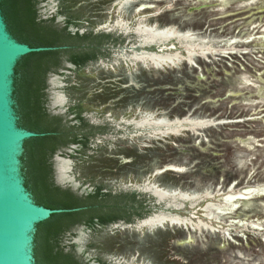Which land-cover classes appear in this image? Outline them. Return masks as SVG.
<instances>
[{
    "label": "rangeland",
    "instance_id": "1",
    "mask_svg": "<svg viewBox=\"0 0 264 264\" xmlns=\"http://www.w3.org/2000/svg\"><path fill=\"white\" fill-rule=\"evenodd\" d=\"M38 9L58 28L110 37L94 62L48 75L49 113L77 125L79 114L94 133L87 149L54 156L56 185L135 193L153 207L150 189L177 208L167 224L189 231L78 227L65 251L75 244L88 264H264V0H43ZM131 33L160 38L146 48L159 51L135 58Z\"/></svg>",
    "mask_w": 264,
    "mask_h": 264
},
{
    "label": "trees",
    "instance_id": "2",
    "mask_svg": "<svg viewBox=\"0 0 264 264\" xmlns=\"http://www.w3.org/2000/svg\"><path fill=\"white\" fill-rule=\"evenodd\" d=\"M41 1L0 0L1 14L14 39L30 48L51 49L21 57L13 74L12 98L17 125L38 135L23 143L20 162L24 186L36 205L65 211L36 225L33 257L36 264H88L76 257L75 244L65 251L67 235L75 237L74 230L78 227L94 231L118 221L131 223L148 212V204L145 197L135 193L112 195L97 188L92 194L79 195L56 185L55 154L71 146L87 149L94 133L79 114L75 118L77 125L49 113L48 75L65 70V64L81 69L94 62L102 44L110 37L72 34L68 31L69 24L58 28L54 24L55 17L42 20L38 9Z\"/></svg>",
    "mask_w": 264,
    "mask_h": 264
},
{
    "label": "water",
    "instance_id": "3",
    "mask_svg": "<svg viewBox=\"0 0 264 264\" xmlns=\"http://www.w3.org/2000/svg\"><path fill=\"white\" fill-rule=\"evenodd\" d=\"M68 31L74 34L69 28ZM103 33H107V31L104 30ZM132 34L135 38V43L132 44L130 53L136 49L141 52L142 48L145 49V52H151L147 51L146 48L155 47H140L137 44L135 34ZM130 42L131 41L128 40L127 43ZM47 50L51 49L30 48L26 44L19 43L14 39L7 30L0 10V264H36L33 257V238L36 225L47 220L53 214L65 212L64 210H50L36 205L32 195L24 186L20 162V156L23 152V143L25 140L37 137L38 135L18 127V117L14 110V100L12 98L13 74L17 61L30 53ZM158 51L159 50L155 48L152 52ZM151 117L155 118L153 115ZM63 151L60 150L58 152ZM57 153L55 155H57ZM55 162L57 164V160H55L54 157L53 170L56 181L57 169ZM165 171L177 173L170 168H166ZM148 184L149 183L146 185ZM155 186L159 187L158 185ZM144 193L148 194L152 199L151 206L153 207H150L148 204L146 208L147 211L151 209L152 212H148V215L137 218L131 223H125L123 221L118 222L136 231L146 230L151 232L157 229L180 228L176 224L170 225L169 223L167 224V222H163L161 225H156L151 228L144 225L139 227V223L148 220L156 214L164 213L167 215H178L169 210L173 209L176 211V208L165 207V203L163 201L158 202L157 197L151 192L144 191ZM158 205H163L160 211L156 207Z\"/></svg>",
    "mask_w": 264,
    "mask_h": 264
},
{
    "label": "bare ground",
    "instance_id": "4",
    "mask_svg": "<svg viewBox=\"0 0 264 264\" xmlns=\"http://www.w3.org/2000/svg\"><path fill=\"white\" fill-rule=\"evenodd\" d=\"M115 27L119 28L121 31H124V32H127V28H126V25L125 24H122L121 22H116L115 23ZM132 34V33H131ZM137 37V36H136ZM159 39L160 38H156V39H153L151 37H148V36H145V37H141L140 41L137 39V44L140 46V47H148L150 46L151 44H157L159 42ZM142 50H145L144 48H142ZM135 52V51H133ZM152 52V51H151ZM132 53V52H131ZM135 58H143V57H150L151 55L150 54H147V53H144L143 51L141 52H138V53H134L133 55ZM53 104L55 106L59 105L61 106L62 105V100L59 96H56L54 98V101H53ZM188 118V117H187ZM183 125H189L187 122H179L177 124H174L166 129H169V130H172V128H180L181 126ZM178 131L182 130L181 129H177ZM59 170H60V176L62 178H64L66 176V171L68 170V166L65 162L61 161L59 163ZM157 187V186H156ZM144 191H148L150 192V189H144ZM154 195H155V192H153ZM156 196V195H155ZM158 202L159 201H164L162 198L159 199L157 198ZM173 208V207H172ZM177 209V208H176ZM180 216V215H179ZM176 219H178L177 217H175L174 215H167V214H164V213H160V214H156L152 217H150L148 220L146 221H143L141 223H139V227L140 226H147V227H153L155 225H159V224H162L163 222H170V221H175ZM180 227V226H178ZM182 228V227H180ZM183 230H185L186 228H182ZM187 230V229H186ZM188 231V230H187ZM189 232V231H188ZM143 264V263H142Z\"/></svg>",
    "mask_w": 264,
    "mask_h": 264
}]
</instances>
